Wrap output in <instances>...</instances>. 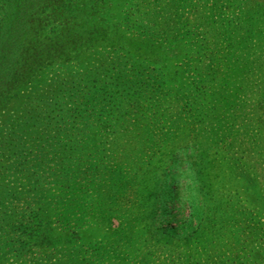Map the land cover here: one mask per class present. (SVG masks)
Masks as SVG:
<instances>
[{
    "label": "rangeland",
    "instance_id": "1",
    "mask_svg": "<svg viewBox=\"0 0 264 264\" xmlns=\"http://www.w3.org/2000/svg\"><path fill=\"white\" fill-rule=\"evenodd\" d=\"M126 2L67 0L66 6L85 9L82 16H71L75 24L122 30L126 38L110 46L107 58L122 56L131 39H140L129 28L135 18L130 19ZM21 3L6 0L12 18L5 22L8 28L26 8ZM42 5V30L54 38L56 12L50 3ZM132 6L157 46L142 51L153 63L149 72L170 90H161L156 105L147 98L129 105L126 119L102 134L100 149L110 147L109 167L128 165L129 190L112 206L104 190L89 186L84 204L91 212L84 224L69 225V240L55 243L49 253L35 246L22 252L3 247L16 233L2 215L18 204L5 201L3 206L0 196V264H264V0H132ZM25 35L32 45L34 33ZM105 46L81 53L87 68L102 64L91 51ZM67 63L57 60L43 67L35 79L22 83L18 99L4 104L0 125L14 126L37 104L44 123L28 137L25 155L12 156L11 148L0 147V183L28 188V167L48 149L43 138L53 127L45 121L53 109L46 105L58 103L54 93L67 92L86 72L76 60ZM184 95L189 103L182 102ZM61 100L70 106L67 98ZM9 129L0 133V143ZM49 157L52 163L53 152ZM34 225L29 224L28 233ZM54 228L56 235L64 231L59 224ZM26 234L16 235L35 242Z\"/></svg>",
    "mask_w": 264,
    "mask_h": 264
},
{
    "label": "trees",
    "instance_id": "2",
    "mask_svg": "<svg viewBox=\"0 0 264 264\" xmlns=\"http://www.w3.org/2000/svg\"><path fill=\"white\" fill-rule=\"evenodd\" d=\"M17 1L19 3L21 0ZM22 1L24 2L21 3L22 7L26 8L22 9L19 16L13 18L15 25L12 28H8L5 23L10 19L12 21L8 10L4 8L6 0L1 6L3 27L0 31V117L1 114H5L4 104L20 96L22 83L35 79L34 76L38 71L44 70L43 67L54 64L57 60L65 65L70 60H76L77 65H82L83 70L86 71L82 73V79H75L74 83L67 81L75 84L73 88L61 93L60 96L58 92L54 93V99L62 106L59 111L56 110L58 105L56 101L52 106L46 105L48 109L51 107L53 109L50 110L45 121L48 126L53 127L50 133L45 131L46 136L45 133L43 134L45 136L43 141L46 142L45 146L48 149H42L45 151L40 157H35V165L28 167L29 172L26 171L28 188L14 189L0 183L1 205L4 206L5 201H8L9 205L18 204L2 215L3 222L11 233L21 232V235L27 233L28 237L35 240L33 243H26L15 234L7 242L4 241L3 247L8 249L11 247L18 252L20 249L22 252L29 249L28 246H35L46 251L55 243L60 244L69 240L67 239V234L71 233L69 229L67 230L69 225L73 224L74 227L76 223L84 224L86 212L88 210L91 212L90 207H85L84 204L89 186L98 193L104 190L101 192L106 200L109 199L108 204L112 206L118 205L120 197L126 195L130 188L127 182L130 181L131 173L125 171L124 167L126 166L127 169L128 165L125 164L118 169L109 167L112 164L108 153L110 147L106 150L100 149L103 143L102 134L107 126L118 125L126 119V109L129 105H134L144 98L153 101L156 105L161 90L169 92L170 87H163L164 83L162 84L160 79H156L149 72L153 63L143 52L155 50L157 46L150 30L144 22V24L140 22L141 17L135 13L132 0H127L126 4L130 9V19L132 17L135 19L129 20L131 23L128 25L129 28L137 31L140 39H131L122 56H107V58L104 55L110 52L111 47L126 38L121 29L110 30L103 23L89 24L87 21L75 24L76 19L71 20V16L75 18L82 16L85 9L67 8L69 7L66 6L67 0ZM41 3H50L52 12H56L57 16L64 19L62 21L55 14L53 15L55 23L51 31L55 35L54 38L45 37L42 30V18L39 17L43 12ZM35 6L40 7L35 10ZM27 21L33 22V25L29 23L25 25ZM28 30L34 33L32 45L25 35ZM63 40L66 42L63 43ZM104 45L106 48L103 47L105 49L102 48V51H91L95 59L96 56L102 59V64L87 68L88 65L80 59L81 53ZM107 47H110L109 50ZM71 50L76 53L71 54ZM59 85L63 87L64 83ZM62 98H67L70 106L66 107L67 102L62 101ZM182 102L190 101L184 95ZM32 106L33 114L15 123V127H7L8 122H2L0 125V133L10 128L3 134L5 138L0 143V147L11 148L14 152L12 156L19 153L25 155L26 143L30 140L28 137L35 135L37 124L44 123V117L37 116L41 113H39L40 106L38 104ZM153 133L150 130L148 137L152 138ZM92 148L96 150L91 152ZM52 152L54 161L50 163L49 156ZM15 168L18 171L22 167L20 165ZM0 169H2L1 164ZM63 196L66 197L62 199ZM76 197L79 200L75 202ZM31 223L38 225H34L37 227L28 233ZM55 223L64 230L57 235L54 232ZM39 229H42L41 235ZM77 230L73 232L76 233ZM36 234H39L37 238Z\"/></svg>",
    "mask_w": 264,
    "mask_h": 264
}]
</instances>
